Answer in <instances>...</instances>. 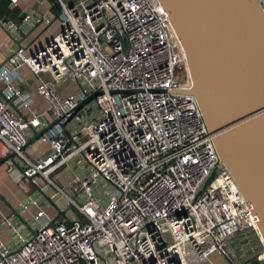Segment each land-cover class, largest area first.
<instances>
[{"label":"built area","instance_id":"obj_1","mask_svg":"<svg viewBox=\"0 0 264 264\" xmlns=\"http://www.w3.org/2000/svg\"><path fill=\"white\" fill-rule=\"evenodd\" d=\"M58 1L60 32L30 55L20 48L8 53L0 65L5 156H22L20 148L46 126L45 113H35L31 94L18 86L17 68L26 66L38 78L35 91L52 123L58 121L54 136L39 138L51 154L20 176L21 184L37 188L39 198L29 196L23 206L38 207L36 228L16 215L4 219L12 243H0V264H201L213 254L251 264L244 252L225 250L233 237L255 233L257 218L220 162L196 99L177 93L191 79L168 12L159 0ZM254 1L264 14V0ZM41 21L49 22L35 17ZM0 25L18 29L2 19ZM61 80L77 85L71 96L61 95ZM76 158L85 169L69 183L70 197L50 175ZM36 177L61 192L78 216L50 226ZM254 257L264 262L260 253Z\"/></svg>","mask_w":264,"mask_h":264},{"label":"water","instance_id":"obj_2","mask_svg":"<svg viewBox=\"0 0 264 264\" xmlns=\"http://www.w3.org/2000/svg\"><path fill=\"white\" fill-rule=\"evenodd\" d=\"M159 2L169 14L188 62L191 87L177 93L196 99L219 160L251 204L264 240V14L254 0ZM100 93L88 95L73 114ZM46 130L35 133L19 152ZM16 156V152L8 153L0 165L14 163ZM42 195L57 210L49 223L52 226L65 218L69 207L58 210Z\"/></svg>","mask_w":264,"mask_h":264},{"label":"crops","instance_id":"obj_3","mask_svg":"<svg viewBox=\"0 0 264 264\" xmlns=\"http://www.w3.org/2000/svg\"><path fill=\"white\" fill-rule=\"evenodd\" d=\"M60 1L62 3L71 4L78 1L91 3L94 0ZM60 11L61 7L58 0H23L17 2L16 5L8 2L7 8L3 4L1 6L0 2V19L4 20V22H11L18 27V29L12 30L7 27V25H0V65L5 63V58L8 53L20 48L25 55H30L56 36L61 30L59 24ZM26 16L31 17L26 20ZM35 17H45L49 22L41 21L36 23ZM13 76L17 81L19 88L26 90L31 94L34 100L31 109L38 114L45 113L44 120L46 123L45 128H47V130L43 135L47 137L54 136L57 133V129L50 127L52 124V118L46 113V101L35 91L36 85L38 84V78L33 75L26 66L17 68L13 73ZM70 83L71 82L68 80L57 82V88L63 97L71 96L73 94L74 91L71 90L73 83ZM32 137L33 135L30 138ZM50 154L51 150L49 145L38 139L23 150L22 156H16L14 158L15 164L7 162L0 165V243H12L11 234L8 229L2 225V221L4 219L13 218L15 214L13 211L20 216L23 222L31 224L32 229L36 228V225L32 222V218L39 211L38 207L30 204L27 205V208L25 209L23 206L26 204L29 196L39 198L37 188L35 190V186L31 183L21 184L20 176L22 170L26 169L30 164H43ZM3 156H5V150L0 149V159ZM79 159L81 158H76L74 161ZM50 176H53V183L54 180H58L62 184L69 186V183L75 177L81 179L83 173L74 174L72 166L70 167L69 165H66L59 168ZM36 182L39 187L43 188V192H45L47 185L40 186L37 179ZM52 195H46V197L55 202L56 196L50 199ZM39 202L42 203V210L46 217L50 220L54 218L55 216L49 203L41 198L39 199ZM239 251L237 252L238 254H240Z\"/></svg>","mask_w":264,"mask_h":264},{"label":"rangeland","instance_id":"obj_4","mask_svg":"<svg viewBox=\"0 0 264 264\" xmlns=\"http://www.w3.org/2000/svg\"><path fill=\"white\" fill-rule=\"evenodd\" d=\"M175 73H176V79L181 81L182 79L180 77H177V75H179V71L176 70ZM70 84H72V83H70ZM76 88H77L76 84H73L71 86L72 91H75ZM85 109H87V108H85ZM68 165L70 167L72 166V169L74 170V174H78V173L82 174L84 172L85 163H84L83 159H79L77 161H71ZM52 178H53V176H50L51 180H53ZM36 179H37L38 184L40 186L47 185V187L45 188V192H44L45 195L49 196V195H52L55 192H57L55 202L52 201V203L55 204V206L57 207L58 210H60V209L64 210L68 207L67 200L61 192L57 191L51 184L48 183V181L43 180L39 177H36ZM54 184L65 195L73 197L74 194L72 193V189L69 188L68 185H64L58 180H54ZM35 190H36V187H35ZM76 201L79 204L81 203V201L78 199ZM50 208H51L54 216H56L57 210L51 205H50ZM73 214L78 216L77 210L75 209V207L72 206V207H69V209L66 211L65 218L71 217ZM62 221H64V218H59L57 220V222H62ZM257 237H256L255 233H253L252 231H247L245 234H239L227 242V247L225 248V250L228 251L229 248H232V252L234 253L235 256L239 255L237 252L240 250L239 252L240 253L244 252L247 255L248 261H250V262L252 261L251 264H254L253 262L256 261L254 254L255 253L262 254L263 253V247H262L259 239H257ZM253 251H255L254 254H253ZM201 264H229V263L226 260V258H224L223 256L218 255V254H213L209 257L208 261H204ZM260 264H264V262H262Z\"/></svg>","mask_w":264,"mask_h":264},{"label":"bare ground","instance_id":"obj_5","mask_svg":"<svg viewBox=\"0 0 264 264\" xmlns=\"http://www.w3.org/2000/svg\"><path fill=\"white\" fill-rule=\"evenodd\" d=\"M257 218V217H256ZM258 219L256 220L255 224H254V230H255V234L258 236L259 240L261 241V244L264 248V240H263V237L261 235V232L259 230V225H258ZM260 259L263 260L264 259V251L262 254H260Z\"/></svg>","mask_w":264,"mask_h":264},{"label":"trees","instance_id":"obj_6","mask_svg":"<svg viewBox=\"0 0 264 264\" xmlns=\"http://www.w3.org/2000/svg\"><path fill=\"white\" fill-rule=\"evenodd\" d=\"M0 2H1V6H2V4H3V5L7 8V4H8V2H9L8 0H1ZM253 263H254V264H259V263L256 262V261L253 262Z\"/></svg>","mask_w":264,"mask_h":264}]
</instances>
